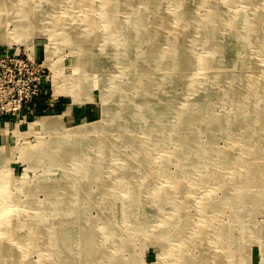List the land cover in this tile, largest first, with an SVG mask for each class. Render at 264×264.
Instances as JSON below:
<instances>
[{"label": "rangeland", "instance_id": "374dc122", "mask_svg": "<svg viewBox=\"0 0 264 264\" xmlns=\"http://www.w3.org/2000/svg\"><path fill=\"white\" fill-rule=\"evenodd\" d=\"M29 1L31 4L30 6H33L34 12H36L41 7H46L47 3L45 2L48 0ZM37 1H41L43 4H40L38 7H36L35 3ZM62 1H65L62 3L63 6L59 7L58 4L57 8H55L56 6H53L54 9L50 10L51 13L49 12V15L51 16L46 14L42 16L41 19L38 18V29L28 28L26 30V34H29L30 37V39L28 38L27 40L28 42L26 41V43H20L18 40H15L12 42V44H9L0 40V51H6L10 53L18 52L25 55L31 54L35 59H37L39 63L44 65V63L48 61L47 49L51 48L56 51L53 59L56 62L58 61L56 64L58 65L60 74L65 77L74 75V63L77 52H75L71 46L64 45L60 41V37H54V40L51 39L52 37L50 36V33L52 30L50 24L52 23L51 19L57 20L59 18V21L61 20L69 27H74L78 24V18L81 19L83 14H81L82 11L78 8L67 7V3H69L70 0ZM148 1L149 0H138V4L141 7L142 3L144 4ZM218 1H221V3L217 4L219 6L218 9L221 10L219 12L220 16H224L225 18L232 15L227 9L229 4L233 5L234 10L244 9L245 13L249 15V19L251 16L256 14L254 11L257 7L263 6L264 8V0H231L227 6L222 5L224 0H184L183 8L180 11L183 12V15H185V22H183L185 26L182 27L184 31L183 33H180L178 38L173 42V45H175L174 48H177L178 45L182 48H185V51L189 53L190 57L194 61V68L192 70H186L184 73L172 74V67L168 62V69L160 71V73L157 75L154 74V77L152 74L150 76L148 74L144 75L143 70L145 67H143V65L139 66L140 68L137 71L134 69L135 74H133L134 72H132L133 75L130 73L128 74V71L125 68L126 60L124 57L126 55L118 57L120 53L117 54L115 52L116 45L112 43L114 41H110L109 43L111 44H109L108 47L109 50L111 49L113 51L112 54L114 55H112L111 58L107 56V59H99L98 62L101 63H98L99 69H89L90 76L88 77V80L85 83L80 82L81 84L79 86V93L81 95L89 94L91 97H93V100L90 99L85 101L74 100L72 96L63 93L56 95L52 82L53 72L48 65H44L47 69L48 78L45 83L44 94L37 102L36 116H41V121L46 122L52 119V117L64 115L63 118L54 120V124H52L51 129L56 128V130H63V128H65L66 130H70L86 125L89 122L101 121L104 116V108L106 107V104L114 106L113 112L115 115H113L114 117L109 120L110 125L108 126L107 130H104L103 132L101 131L100 133L103 134L95 136L94 139L91 140H78L76 132L67 138H63L60 134L56 135V133H32L33 131H31L29 124L33 123L35 120V114L29 115L25 121H21L20 117L16 116L14 120L7 121V129L0 128V144L7 145V147L11 146L9 148L11 151L5 152L3 155L0 152V179H8L10 181V186H8L10 189L8 191H10L15 196V202L17 201L25 206L23 207L20 205V212L24 211L25 209L31 211L33 217H35V223L38 224L39 227V231L36 233L37 238L35 244L37 245L39 243L40 245V247L37 246L38 250L37 248H32L31 245H27L25 253L29 252V254L27 253V256L24 260L18 258V253H20L19 249H8L4 251L0 250V264H40L39 261L44 257L52 259V264H164L166 258L164 257L163 253L165 254L167 251V246L177 244L178 239L176 237L180 236L183 232L180 231V229H182L184 226L188 235L192 233L198 225H201L203 214L200 215L198 208L199 206L197 207V204L202 198H204L206 192H210V194H212L210 200L214 209H212L213 212L211 217L216 221L214 225L210 226V230H208L211 233L210 237L215 239L217 236L216 234H219L220 232V228H223L226 232L225 245L230 248L229 250L232 248L231 251L233 254L224 255L222 254L223 249L220 246H213L210 241H207L208 243L203 246L192 245V247H188L189 249H187L188 251L185 253V255L189 257V259H191L192 263L194 264H199L204 258L203 253L205 250H208L210 253H212L210 258L226 257L225 262L220 260L217 262V264H264V236L262 235L264 233V202H260L261 205H258L257 203L255 205H246L241 203H235L231 205L226 204L224 201L226 196H231L232 193L235 195L236 193H234L231 188L227 187L224 189H219L215 186V184L213 187H202L199 190H192L189 192V200L185 194H180V192L177 190L176 193L169 192L164 194L162 200L159 198L155 199L156 195H151L150 193H148V195L146 193V186L144 187L143 185V183H145L144 180H146V174H144L146 172L144 171H135L126 174L124 179L126 182L123 183L124 185L114 191L108 188L109 185H112V181L115 180V178L112 177V173L115 171H110L109 168H122L128 165L127 162H119L117 160L119 157L116 156L117 154H113V156H111L112 154L109 152L107 153L108 148L112 147L114 150H117L116 147H118L120 148V152H123L125 155V153H134L139 150L142 147L144 141H148L145 140L148 134L149 137L154 136L155 141H160L162 139H160L162 134L158 135L156 126L151 127V125L158 124L157 120H159L163 127L165 126L167 119H170L173 124L178 123L179 126L183 124V126L186 127L185 131L189 133L190 136H192L190 137L191 146L188 149V155H185L186 160H190L188 157H196L194 155H197L195 154L197 144H200L201 148L210 141H212L211 144L213 152L215 154L219 152L225 153L228 155L230 163H233L234 161L236 162V160L240 158L239 155L241 154L242 147L241 144H237L236 139L239 138L235 137V135L240 133L241 129H244L247 125H250L253 122V118L257 119V117H244L242 121L232 122L223 128H219L217 125L219 124V121L222 124L227 123L229 120H231L230 117L236 115L237 109L234 100H243V92L246 90V88H251V84L254 82L252 80L260 79L258 78V73H254L255 68H258L259 71H264V24L261 26V28L256 27L253 32V35L255 36L261 35L260 41L255 45L256 47H242L235 56L239 61H245L247 59V62L245 61L246 67L242 68L234 64L232 66L229 63L232 60V57H227V53L223 52L219 56V61L217 64L209 67V69H205L202 65L203 62L200 57L209 53L211 49L210 47H207L201 43V40H203V37H205L206 32L203 24L200 25L197 22L203 19L204 23L213 15L216 2ZM95 2V7L97 6L96 8H100V4H104V0H95ZM159 3L160 5H163L162 10H166L168 14L169 24H174L176 19L174 18L175 12L173 7L170 5L171 3H169V1L168 3ZM3 4L4 6H11L9 9H14L11 12V14L14 13L11 15L12 17L10 14H8L11 18L7 16V8L3 7ZM21 4L22 0H0V16L1 20L3 21V28L5 27L1 32L2 36H6L7 32L10 33V30L12 32L15 28V20L19 21V18L15 15H18L17 8H19ZM156 5H158V3ZM64 10L66 14L64 13ZM110 12L111 11L109 10L108 13ZM131 12L132 10L124 9L120 12V16L126 20ZM90 13H92V11H90ZM76 14H79V16H76ZM262 14L264 15V11H262ZM21 20L22 19H20V21ZM46 21H48V23ZM190 23L191 25H189ZM78 25H80L81 30L84 29V24ZM147 26L150 27L151 23H148ZM167 28L169 30V35L171 36V29L168 26ZM240 31H242L239 33L241 35L247 34L246 29L240 28ZM107 34L108 32L106 29L101 27L97 33L98 38L100 39H97L98 41L91 45L100 47V43L104 40ZM141 36L142 35L139 34L137 38L139 40L134 42V44L137 45V47L134 48L136 57L138 54H142L141 46L149 47L148 41L144 43L140 40ZM159 37L162 38V36ZM226 38L227 35L223 39ZM124 44H126V42H123V45ZM171 45L172 44L169 46ZM162 46L164 49H167L169 47L168 41L164 42ZM123 47H121L122 52L125 53L127 47ZM140 58L141 57H139V59ZM104 60L106 61L104 62ZM145 62L146 61H143L142 63ZM146 68L150 71L153 69L148 65ZM240 71H248L245 74L249 76V78H247L248 81L245 79H237L240 77ZM197 73V86L191 91L192 76ZM143 76H146L147 79ZM151 77H153L156 82H160V80L163 82L165 77L168 78L164 85L163 83L161 84L163 86L161 87V91H159V93L162 92V95L168 96L169 104L163 100L159 108L154 107L153 109L149 110V114L147 113L145 116V122L142 117L136 118V116H143L141 110L144 112L145 109L153 107L154 105L156 106V104H152L151 102L154 100V97L158 91L155 87V90L152 93L143 92V88L142 90L139 88L137 89L136 86H140V83L142 82L144 85ZM172 77L177 79V82L175 83L176 87L172 85ZM78 78L80 79V75ZM113 79H115L114 82ZM236 88L238 89L237 92ZM118 89L122 90L123 94H118V91H120ZM111 95L114 97H111ZM115 97L116 99L119 98L118 101L115 100ZM80 98L83 97L80 96ZM121 98L122 101H120ZM104 99L107 100L105 101ZM256 102H258V100H256ZM258 121H261V119H258ZM148 122L149 127L146 125ZM261 127L264 129V124L260 126L258 133L263 135L264 130ZM16 131L19 133L23 132L25 135L23 137H19L18 134H16ZM125 135V142H123L122 138ZM132 137L135 138L140 145L135 144L136 142ZM255 138L247 139V141L252 142ZM126 139L129 140L130 143H128ZM178 139V137L173 138V142H170L168 145L164 146L165 148L162 149L161 141L158 143V146L156 142L148 141V144L144 145V152L147 151L149 157L147 156V158H145L146 160L144 157H142V163L145 162L147 163L146 165H150L151 167L154 165L157 167L156 164L158 163H156L155 160L158 162H163V156H160L161 150L165 152L163 155H167L166 151L175 154L178 149H181L180 146H185V144ZM83 142L87 143L83 145ZM112 143H116V147H114L115 145ZM254 143H256V141H254ZM38 145L41 147L39 148ZM80 145H82V147H80ZM260 146L261 149H264V142L261 141ZM21 147L29 151L35 148L38 151V153L34 152L36 156L34 154L31 156L29 155L30 157L28 156V158H31L32 160H30V162H37L35 167H32L30 162H28L25 157H21V151H19V148ZM58 151L62 152L63 154L65 153V155L59 154ZM49 152L52 153V156L56 153H58L59 156H62V159L65 160V168H54L55 166L53 165L49 166V163L52 161L50 162L49 160L40 158L42 153L49 154ZM89 152L92 153L91 155L93 158L98 157L97 160H101L97 163V160L92 158L91 160L94 163L90 166L91 169L97 170L96 173L99 172L100 175H95L94 178H90V180H84L83 188H85L87 194H93L94 198H85L80 202L81 204H78L80 207L78 209L75 208V212L78 213L80 215L79 216L73 212V206L71 205L73 197L72 193L70 192L72 187H68L72 181V178H68L67 175H71L73 171H75L77 167L80 166L81 161L79 160H84L85 157L88 156ZM84 153L86 156H84ZM73 154L75 156L79 155L81 158H77V156L72 157L71 155ZM116 162L117 164H115ZM185 162L188 163V161L181 163H169L167 166L168 173L173 174L177 180L182 179V177L184 178V176H179V172L181 165H183ZM209 163L210 158L208 157L199 159L196 166L198 173L196 174H198V176L205 174L206 178H208L209 169L206 168V166ZM42 165H44V167ZM130 166H133V164ZM156 169L157 168H154L153 170V172H155L153 176L155 177L154 180L159 179ZM218 169L219 168L213 164L210 170L216 174ZM129 171H131V169ZM223 175L226 177L225 173H223ZM165 181L160 182V184L156 183L157 186L150 189L149 191L161 190L160 188H162V184ZM133 182L140 183L141 187L137 184L135 187H133L131 185ZM58 183L64 185L63 190H59V187L57 186L60 185H58ZM53 186H55V189ZM74 188L76 189L77 187ZM129 190L140 193L141 201L139 203L133 204L129 201L130 196L127 195ZM107 191L112 193V198L110 197L111 202L107 203L106 205H101L99 202L104 199L102 197V193H106ZM259 192V189L250 190V188H246L241 191L243 194L247 193L248 196L261 198V195L257 194ZM261 192H264V188ZM175 204H177L178 207H181L182 211L180 213H184L183 216L176 217V215L179 213L177 212L178 209L174 208ZM77 210H80V213ZM72 214L75 215L72 216ZM169 215H171L172 219H175H171L172 223L170 227L165 229L162 224L165 220L169 219ZM162 218H164V220H162ZM85 219L88 222H86ZM182 220L186 221L185 224ZM142 222H145V231L139 230L140 224ZM54 224H60L62 231L66 234V238H61L59 241L57 240V248H59L60 251H66L61 252L56 257L55 255L50 254L45 256L41 252L45 250L43 249V246L49 243V241H52V239H50L52 236L50 234L51 231L49 228L54 226ZM109 226L112 227L114 232L113 237L110 239H108L107 233L105 232ZM230 230L234 231V233L232 232L234 235L233 237H229ZM75 231L79 234L78 236H75ZM55 241L56 239L53 237V243H55ZM9 244H14L15 246L13 247L9 245V247L16 248L15 243L10 242ZM31 248L32 250H30ZM19 261L21 262L19 263Z\"/></svg>", "mask_w": 264, "mask_h": 264}, {"label": "bare ground", "instance_id": "6f19581e", "mask_svg": "<svg viewBox=\"0 0 264 264\" xmlns=\"http://www.w3.org/2000/svg\"><path fill=\"white\" fill-rule=\"evenodd\" d=\"M168 1H169V3H171L170 5L173 7V10L175 12L174 18L176 20H175V23L172 25H170L168 22L169 18H168V14H167L166 10H162L163 5L162 4L160 5V3H159V2H162V3L167 2L168 3ZM183 1L184 0H158V1L149 0L147 3H144V4L142 3L141 4L142 6L140 7L138 4L139 3L138 0H104V4L102 3L103 5L100 4V6H101L100 8H96L97 6L95 7V5H96L95 0H70L69 3H67L68 8L75 7V8H78L79 10L82 11L81 14H83V16L81 17V19H79L78 17L77 18H78V24H84V26H83L84 29L81 30V27L78 24L74 27H69L68 25H66L61 20L59 21V18L58 19L56 18L57 20L51 19L52 23L49 22V23H51L50 26H51V30H52L51 33L49 32L51 34L50 36L52 37L51 39L54 40V37H58V38L60 37V39H61L60 41L64 45L71 46L74 49V51L77 52L76 57H75V63H74L75 74L73 73L74 75H71L69 77H65V76H62L60 74V70L58 69V65L56 64L58 61L56 62L53 59V56L55 55L56 51H54L51 48L47 49L48 61H46V63H44V65L45 64L48 65L49 68L53 72L52 82H53V88H55L56 95H59L61 93L67 94V95L72 96V98L74 100L88 101V100L92 99L93 97H91L89 94L88 95H84V94L81 95L79 93V86L81 84L80 82L85 83L88 80V77L90 76L89 69H91V70H92V68L99 69L98 68V63H100V62H98L99 59L100 60H102L103 58L107 59V56H109L111 58L112 55H114V54H112L113 51L111 49L109 50V47H108V45L111 44V43H109L110 41L111 42L114 41L112 43H114V45H116V48H115L116 51L115 52L117 54L120 53L118 55V57L119 56L122 57L123 55L124 56L126 55L124 57L126 60L125 61L126 62L125 68L127 69L128 74L129 73L131 75L135 74V71L139 70V68H140L139 66L143 65V67H145L143 70L144 75L148 74L150 76L152 74L154 77V74L157 75L158 73H160V71L168 69V62L172 67L171 68L172 74L184 73L186 70H192L194 68V61L190 57L189 53L185 51V48H182L179 45L177 48H174L175 45H173V42L178 38V35L180 33H183V31H184L182 29V27L185 26L183 24V22H185V15H183V12H180L183 8V5H184ZM64 2L65 1H62V0H48L47 2H45V3H47L46 7H43V8L41 7L40 9H38V11L34 12L33 6H30L31 5L30 1L29 0H22V4L20 5L19 8H17L18 9V11H17L18 15H15L19 18V21L15 20L16 21V24L14 25L15 28L13 29L12 32H11V30H10V33L7 32L8 36L7 35L6 36L1 35V32L3 31V29L5 27L3 28V21L1 20V16H0V40L3 42H7L9 44H12V42L15 40H18L20 43H24V42L26 43L28 38L30 39L29 34H26V30L28 28L29 29H38V27H39V24H37L38 18L41 19L42 16H44L46 14L49 15L51 13L50 10L54 9L53 6H56L55 8L58 7V4H59V7L63 6L62 3H64ZM173 2L175 5L173 4ZM229 2H231V0L230 1L224 0V2H222V5L227 6ZM157 3H158V5H156ZM218 3H221V1L216 2L214 13L207 21H205L203 23V19H202V20H199L197 22L200 25L203 24V26L205 27L204 28L205 32H206V35H205V37H203V40H201V43L207 47H210V49H211V51L209 53L204 54L202 57H200V59H202V62H203L202 65L204 66L205 69H207V68L209 69V67L217 64V62L219 61L218 60L219 56L223 52H226L227 57L228 56H229V58L232 57V60L229 62L232 66L234 64V65L240 66L242 68L246 67L245 63L247 62V59L245 60L246 62L243 60L239 61L235 56L238 53L240 48H242V47H252V48L256 47L255 46L256 43L260 41L261 35L255 36V35H253V32L256 29V27L261 28V26L264 24V15L262 14V11H264V8H263V6L257 7L254 11V12H256V14L254 16H251V18L249 19V15L245 13L244 9L234 10L233 5L229 4L227 6V9L229 10V12L232 15L225 18L224 16L223 17L220 16L219 12L221 10L218 9L219 8V6L217 5ZM18 4H20V3H18ZM40 4H43V3L41 1H39V2L37 1L35 3L36 7H38ZM3 7L7 8L6 9L7 16L9 18H11L12 17L11 15L14 14V13L11 14V12L14 9L13 8L9 9V8H11V6L10 7L4 6V4H3ZM124 9L125 10H132V12L129 14V17L127 19L125 18L126 20H124V18H121V16H120V12ZM109 10L111 11L110 12L111 14L108 13ZM170 10H171V8H170ZM90 11H92V13H90ZM64 13L66 14L65 10H64ZM8 14H10L11 17ZM77 15L79 16V14H76V16ZM49 16H51V15H49ZM125 16H127V15H125ZM20 19H22V20L20 21ZM75 20H76V18H75ZM15 21H14V23H15ZM46 22L48 23V21H46ZM148 23H151L150 27L147 26ZM189 25H191V23ZM167 26L171 29V32H172L171 36L169 35V30H168ZM101 27L105 28L106 31L108 32V34L104 38V40L100 43V47H96L95 45L92 46L91 44L96 43L100 39V38H98L97 33ZM240 28L246 29L247 34L246 35L239 34L240 32H242V31H240ZM39 29H41V28H39ZM8 30H9V27H8ZM139 34L142 35L140 38L141 41H143L144 43H146L147 41L149 42V47L148 46H143V47L141 46V49H142L141 53L142 54L141 55L138 54V56L136 57V53H135L134 48H136L137 45H135L134 42L139 40V39H137ZM159 34H161V35H159ZM226 35H227V38L223 39V38H225ZM159 36H162V38ZM166 41H168V46L170 44H172V45L169 46L167 49H164L162 45ZM123 42H126L127 45L126 44L123 45ZM122 45L127 47L126 48L127 50L126 51L124 50L125 53L122 52V48H121V47H123ZM142 55H143V57H142ZM30 56L32 57L31 54H30ZM139 57H141L140 58L141 60L139 59ZM105 61L106 60H104V62ZM143 61H146V62L142 63ZM47 62H48V64H47ZM147 65L151 66L153 68L152 69L153 72H152V70L150 71L146 68ZM125 68H124V71H125ZM236 68H238V67H236ZM134 69H135V71H134ZM132 72H134V73L132 74ZM247 72L248 71H240V74H239L240 77H238L237 79H245L246 81H248L247 78H249V76L245 75ZM254 73H258V78H260V79L252 80L254 82H252L251 88H246V90L243 92V94H244L243 100L242 99L234 100L235 105H236V109H237L236 115L230 117L231 120L228 119L229 121L227 123L222 124L219 121L218 122L219 124L217 125V127L223 128L224 126H227V125L231 124L232 122L242 121V119L244 117H246V118L257 117V119L253 118V122L250 125H247L244 129H241L240 133L235 135V137L239 138V139H236L237 144H241V147H242L241 154L239 155L240 158L238 160H236V162L234 161L233 163H230L228 155H226L223 152H219V153L215 154L212 150V144H211L212 141H210L209 143H206L201 148H200V144H197L196 150H195V152H196L195 154H197V155H194L196 157L195 158L188 157V158H190V160H186L185 155H188L187 152L191 146L190 137H192L189 135V133H187L185 131L186 127H184L183 124H181L180 126L178 125V123L173 124V122L170 121V119L169 120L167 119L166 124L163 127L161 125V123L159 122V120H157L158 124L157 125H151V127L156 126V129L158 130V135L162 134V137H160V139L161 138L162 139L161 140L159 139L161 141V149L165 148L164 146L168 145L170 142H173V138H175V137H178L179 138L178 140H181V142H183L186 147L184 145L180 146L181 149L180 150L178 149V151L175 154L166 151L167 155H163V153H165V152L161 150L160 156H163L162 157L163 162H158L155 160V162L158 163V164H156L157 167H155L154 165H152V167H151L150 165H146L147 163H145V162L142 163L141 158L144 157V159H145L148 156V152L147 151L144 152V145L148 144V141L156 142V144L158 146V143L160 141H158V140L155 141L154 136L149 137V134H148L145 138V140H148V141L147 142L144 141V143L142 144V147L139 150H137L134 153H128V154L125 153V155L123 152H120V148L116 147V143H112L113 145H115L114 147H116L117 150H114L112 147H109L107 150V153L109 152L110 154H112L111 156H113V154H117L116 156L117 157L119 156L117 158V160L121 163L127 162L128 165H126L122 168H119V167L109 168L110 171L111 170H113V172L115 171L114 173H112V177L115 178V180L112 181L113 182L112 185H109L108 188L110 190L114 191V190H116V189H118L124 185L123 183L126 182V181H124L126 174H129V173L135 172V171H137V172L144 171V172H146V173H144V174H146V176H145L146 180H144L146 184L143 183V185H144V187L146 186V189H145V190H147L146 193L147 194L150 193L151 195L152 194L156 195L155 199L159 198L162 200V197L164 194H167L169 192L176 193V190H177L178 192H180V194H185L189 200V198H190L189 192H191L192 190H196V189L199 190L202 187H213L215 184V186L219 189L220 188L224 189L227 187V188H231V190H233V192L236 193L235 195L232 193L231 196L230 195L226 196V199H224L226 204L231 205V204H235V203L236 204L241 203V204H246V205H250V204L255 205L257 203L258 205H261L260 202H264V195H263L264 192H261L262 189L264 188V149L260 148L261 147L260 142L261 141L264 142V134L261 135V133H258V131L260 130V126H262V124H264V105H263V103H264L263 102L264 101V71H259L258 68H255ZM79 75H80V79L78 78ZM253 76H255V75H253ZM143 77L147 79L146 76H143ZM153 77L149 78L148 82H146L144 85L142 82V83H140V86H136L137 89L139 88L142 90V88H143V92L152 93V92H154L155 87L158 91V93L154 97V100L152 102L150 101L152 104H156V106L154 105L153 107H149V108L145 109L144 112H143V110H141V112L143 113V116H136V118L142 117V119L145 122H146L145 116L147 113L149 114V110L153 109L154 107L159 108L161 105V102L163 100L167 104H169L168 96L162 95L163 94L162 92L159 93V91H161V87L165 84V82L167 81L168 78L165 77L164 81L162 80L163 82H161V80H160V82H156L153 79ZM77 78H78V80L76 81ZM172 79H173L172 85L174 87H176L175 83L177 82V79L176 78L174 79V77H172ZM72 81H74V82H72ZM114 81H115V79H113V82ZM197 81H198V73L194 74L192 76L191 91L194 90L195 87L197 86V84H196ZM162 83H163V85H161ZM118 90H120V89H118ZM237 91H238V89L236 88V92ZM118 94H123L122 90L118 91ZM80 96H82L83 98H80ZM111 97H114V96L111 95ZM118 99L119 98L116 99V97H115V100L118 101ZM104 100L106 101L107 99H104ZM256 100H258V102H256ZM120 101H122V98L120 99ZM132 101H134V100H132ZM115 105H116V103H115ZM113 107L114 106L106 104V107L104 108V116H103V119L101 121L89 122L88 124L77 127L75 129H70V130H66L65 128H63V130L62 129L56 130V128L51 129L52 124H54V120H57L58 118L61 119L64 117V115L52 117V119H50L46 122L41 121V119H42L41 116H36L33 123H30L29 125L31 127V131H33L32 133H34V132H36L37 134H53V133H56V135L60 134L63 138L64 137L67 138L76 132L77 136H78V140H80V139L81 140H89V139L91 140V139H94L95 136L103 134V133H100L101 131L103 132L104 130L105 131L107 130L108 126L110 125L109 120H111V118L114 117L113 115H115V113L113 112V110H114ZM258 119H261V121H258ZM6 125H8V124H6V123L0 124V128L7 129L8 127ZM146 125H147V127H149V122ZM253 127H255V128H253ZM151 131H153V130H151ZM16 134H18L19 137H23L25 135V133H23V132L19 133L18 131H16ZM38 137H40V136H38ZM41 137H43V136H41ZM125 137H126V135L122 138L123 142H125L124 141ZM253 138H255L254 141H256V143H254V141H252V142L247 141V139H253ZM133 139L136 142L135 144H138V141L135 138H133ZM127 141H128V143H130L129 140H127ZM85 143H87V142H83V145ZM138 145H140V144H138ZM88 146H90V145H88ZM10 147H7V145H1L0 144L1 154L3 155V153L11 151V149H9ZM40 147L41 146H39V148ZM80 147H82V145H80ZM120 147H121V145H120ZM183 148H184V152H183ZM19 149H20L19 151H21V157H25V159H27L28 162H30V160H31V158L30 159L28 158L29 155L30 156L33 155L34 152L38 153V151L35 148H33V150H31V151L24 149L22 147ZM89 151H91V150H89ZM51 154H52L51 152H49V154L42 153V156L40 158L41 159L44 158L46 160H49L50 162L52 161L51 163H49V166L53 165V166H55L54 168L64 167L65 160L62 159V156H59V154L65 155V153L63 154L62 152H59V154L56 153L53 156ZM91 154L92 153L89 152L88 156L85 157L84 160L83 159L79 160V161H81L80 166L77 167V169L75 171H73V173H74V174L72 173L73 175L72 174L67 175L68 178H72V181L70 182L68 187H72V189L70 190V192L72 193V197H73L71 205L73 206V212L76 215H79L78 213L75 212V208L78 209L80 207V205H78V204H81L80 202L85 198L90 199V197H93V194H90V195L87 194L85 188H83L84 187V180H90V178H94L95 175L96 176L100 175L99 172L96 173L97 170H93L90 168L91 164L94 163L91 160L93 158V156ZM66 156H68V155H66ZM71 156L72 157L77 156V158H81L79 155L75 156L73 154ZM84 156H86L85 153H84ZM204 157L210 158V163L206 166V168L209 169L208 170V173H209L208 178H206L205 174H201L200 176H198V174H196V173H198L197 172L198 169H196L197 163H198L199 159L204 158ZM86 158H88V159H86ZM101 158H99V159H101ZM65 159H67V158H65ZM93 159L97 160L98 157H94ZM100 161L101 160H97V163ZM184 161H188V163L185 162L183 165H181L180 172H179V176H184V178L182 177V179L177 180V178L173 174L168 173L167 166L169 163H173V162L181 163ZM30 164L32 167H35L37 162H34V163L30 162ZM115 164H117V162ZM131 164H133V166H130ZM213 164H215L219 168L218 172L216 174H214L213 171L210 170ZM42 166L44 167V165H42ZM70 168H71V166H70ZM154 168H157L156 173L159 175L158 180H154L155 179V177H153L155 174V172H153ZM130 169H131V171H129ZM124 172H125V174H124ZM223 173H225L226 177H224ZM121 174H122V176H121ZM163 179H165L166 181ZM162 181H165V182L162 184V188H160L161 190L149 191L150 189L155 188L157 186L156 183L160 184V182H162ZM135 182H133L131 184L133 187H135L136 184L141 187L140 183H138V182L135 183ZM58 185H60V186H57V187H59V190H63L64 185H61L60 183H58ZM8 186H10V181L8 179H0V204H1L0 205V250L4 251V250H8V249H12V250H15V249L18 250L19 249L20 253H18L19 254L18 258H21V260H24L25 257L27 256V253L29 254V252L25 253L27 245H31L32 248H37V246L40 247L39 243L37 245L35 244V241L37 238L36 233L39 231L38 230L39 227H38V224L35 223V220H34L35 217H33L31 211L24 209V211L20 212L21 209L19 207H21L23 205L17 201L15 202L16 198L10 191H8L10 189V188H8ZM105 186H107V185H105ZM74 187H77L79 190L77 188L75 189ZM251 187H253V188H251ZM53 188L55 189V186H53ZM246 188H250V190L259 189L260 192L257 194L261 195L262 199L257 198V197L248 196L247 193L246 194L241 193V191H243ZM135 190H136V188H135ZM102 194H103L102 197L104 199L99 202L101 205H106L107 203L111 202V198H112L111 194L112 193H109V191H107L106 193L104 192ZM127 195L130 196L129 201L133 204H137L141 201L140 193L137 191L133 192V191L129 190V192H127ZM211 195L212 194H210V192H206L204 198H202L199 201V203L197 204V207L199 206L198 208H199L200 215L203 214L202 215L203 219H202L201 225H198L193 230V232L188 234V235H187V231L185 230L184 226L182 229H180V231H183V232L180 236L176 237L178 239L177 244L167 246V249H166L167 251L165 252V254L163 253L164 257L166 258V261L164 260L165 261L164 264H194V263H192V260L189 259V257H187L185 255V253L188 251L187 249H189L188 247H192V245H197V246L202 245L203 246L206 243H208L207 241H210L213 246H216V247L220 246L223 249L222 254H224V255H232L233 254V252L231 251L232 248H231V250H229L230 248H228L225 245L226 232L223 228H220V232H219V234L218 233L216 234L217 236L215 237V239L210 237L211 233L208 230H210L211 225H214L216 223V221L213 220L211 217L212 212H213L212 209H214L212 202L210 200ZM262 195H263V197H262ZM23 207H25V206H23ZM17 208H19V209L16 210ZM70 208H71V206H70ZM174 208H177L178 209L177 212L179 213L176 215V217H178V216L181 217L184 215V213H180L182 211L180 206L178 207V205L175 204ZM77 211H79V213H80V210H77ZM82 212H83V210H82ZM75 214H72V216ZM169 216H170V217H168L169 219L165 220L164 223L162 224V226H164L165 229L166 228L168 229V227H170V225L172 223V220L175 219V218L172 219L171 215H169ZM162 220H164V218H162ZM169 220H171V221H169ZM182 221H184V220H182ZM86 222H88V221L86 220ZM185 222L186 221H184V224H185ZM144 223L145 222H142L140 224L139 230L145 231L144 229H145L146 225ZM84 225H86V224H84ZM49 229L51 231L50 234L52 237L50 236L51 237L50 239H52V241L51 242L49 241V243H47L43 246V249H45V250L42 249L43 251L41 253H43V255H45V256L50 254V255H55V257H56L61 252L66 251V250L60 251L59 248H57L58 247L57 240L59 241V240H61V238H63V239L66 238V234L62 231L60 224H58V225L54 224V226L50 227ZM81 230H82V228H81ZM105 232L107 233L108 239L112 238L114 235L113 229L110 226L107 228V230H105ZM232 232L234 233L233 230L229 231V233H230L229 237L234 236L232 234ZM74 234H76L75 236L79 235L77 232ZM262 235L264 236V233ZM53 237H54V239H56L55 243H53ZM211 239H213V240H211ZM10 242L15 243L16 248H13L15 246H14V244H9ZM87 243H86V245H87ZM9 245H11L13 247H9ZM32 248L30 250H32ZM37 250H38V248H37ZM203 254H204L203 255L204 258L200 261L199 264H217V262L220 260L224 261V262L226 260V257L210 258V255L212 256V253H210L208 250H205ZM84 259H82V260H84ZM177 259H181V260H177ZM20 262L21 261H19V263ZM51 262H52V259L45 258V257L41 258V260L39 261L40 264H52ZM13 263H14V261H13Z\"/></svg>", "mask_w": 264, "mask_h": 264}, {"label": "built area", "instance_id": "2783aa9c", "mask_svg": "<svg viewBox=\"0 0 264 264\" xmlns=\"http://www.w3.org/2000/svg\"><path fill=\"white\" fill-rule=\"evenodd\" d=\"M47 69L33 56L0 51V124L35 114L47 81Z\"/></svg>", "mask_w": 264, "mask_h": 264}]
</instances>
